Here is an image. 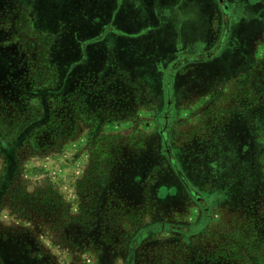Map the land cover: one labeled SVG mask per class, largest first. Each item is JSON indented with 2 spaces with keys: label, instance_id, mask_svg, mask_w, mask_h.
I'll return each mask as SVG.
<instances>
[{
  "label": "rangeland",
  "instance_id": "374dc122",
  "mask_svg": "<svg viewBox=\"0 0 264 264\" xmlns=\"http://www.w3.org/2000/svg\"><path fill=\"white\" fill-rule=\"evenodd\" d=\"M132 1L119 20L135 36L115 43L102 27L123 14L117 0L111 14L98 1L85 12L86 0H0V140L12 143L0 148V254L260 264L252 249L222 261L212 250L214 232L264 233V0H225L227 15L220 0H139L143 11ZM254 8L256 21L235 29ZM247 67L253 76L227 81ZM61 93L84 96L75 137L37 150ZM97 201L102 213L78 221Z\"/></svg>",
  "mask_w": 264,
  "mask_h": 264
},
{
  "label": "trees",
  "instance_id": "16d2710c",
  "mask_svg": "<svg viewBox=\"0 0 264 264\" xmlns=\"http://www.w3.org/2000/svg\"><path fill=\"white\" fill-rule=\"evenodd\" d=\"M45 43H46V45L48 44V42H45ZM50 44H48V45H50ZM40 45H42V44L37 43V46H40ZM249 68L250 67L235 70V72H233L229 75L227 81L231 80V79H236V80L241 79L243 74L246 76H248V75L253 76L254 74H252V71ZM53 79H55L54 75L49 78V80H51V82L53 81ZM41 82L43 84H45L44 79H41ZM48 88H50V87H48ZM22 91L29 98V96L25 92V90H22ZM69 95H70L69 93H61L60 95L53 98L54 100L51 103V107L52 108H53V106L56 107V112L59 115L58 116L53 115L52 119H50L48 121L49 124L42 126V131H40L39 133L35 134L32 137L31 142H32V145L35 149H37V150L53 149L56 146V144H60L66 139H69L71 137L72 138L75 137V132H74V129L76 128L75 127V123H76L75 121L78 117V115L77 116L74 115L75 113H78V111L75 110V107L78 108V106H80V102L83 101L84 96L80 93L77 95H70V96ZM71 97H73V100H70ZM66 101L72 102V104H73V106L71 107V109L73 108V110H71V112L66 111V105L64 104V103H66ZM16 105H17V103L13 101L11 106L14 107ZM57 106H60V108ZM49 125H50V127H49ZM28 126H29V124L26 123L24 127L27 129ZM10 144H12V143L9 141H6L5 139L0 140V148L5 149ZM112 162H113V158H110L107 160L106 163H112ZM106 163L103 162L102 164H105L107 166ZM105 178L107 179L106 172H105V175L103 174L102 177H99V175H96L95 181H96V183H101L104 181ZM182 179H183L182 181H183L184 185L186 186V188L188 189L190 195L194 199H195V197L197 198V196H195L196 194L188 186L187 181L183 178V176H182ZM196 201L199 202L200 200L197 199ZM98 202L99 201L91 203L90 205L92 208L89 209L88 212H92V213L89 214L87 212L85 214L82 212L81 218H79L78 221L82 222L83 221L82 219H84L85 216L91 217V216H94L95 214L99 216L102 213V209H101V211L99 210L100 206H99ZM82 225L84 226V225H86V223L84 222ZM94 226H97V223ZM248 229H250V230L245 231L248 233V238L245 237L244 235H242L243 231H242L241 227H239V229L237 228L235 230L236 232L234 230L233 231L226 230L224 233L222 231L221 232L218 231L216 233L214 232L213 237H214V241H215V246H214V249L212 250V255L214 256V258H217V259L220 258L219 261H222L223 259L241 260L243 258H246V256L248 255V252H245L244 249H252L251 250L252 253H255V254L251 255L252 260H253V258L254 259L257 258L258 260H260L259 261L260 264H264V233H256L255 232L254 234H252V232H254V229H252L251 226ZM3 232H7V231L4 230ZM1 235L4 236L3 233H1ZM8 235L9 234H7L4 237H7ZM253 236H255V245H253V247H252L249 237H253ZM100 241L103 243L102 239H100ZM84 251L86 253H89V251H90L93 254H95V256L97 258L96 264H115L114 262H115V259L117 256V252L112 251V249H95V250L94 249H85ZM36 252H40V251H36ZM131 252H132V250L126 249L125 256H123V258L121 259V260H124L125 264H128V261L126 262V260H127L126 255L129 257V253H131ZM108 254H111L110 258L108 257ZM18 256L24 259L23 253H18ZM75 260H76L75 264H84V262L87 261L84 256L81 257V259H75ZM2 261H3V263H1ZM0 264H13L12 257L10 255L6 256V255L0 254ZM28 264H52V262H51L50 257L46 261H39L38 256H37L36 258H34V257L30 258V260H28Z\"/></svg>",
  "mask_w": 264,
  "mask_h": 264
},
{
  "label": "crops",
  "instance_id": "0c3cea01",
  "mask_svg": "<svg viewBox=\"0 0 264 264\" xmlns=\"http://www.w3.org/2000/svg\"><path fill=\"white\" fill-rule=\"evenodd\" d=\"M96 1H98L99 2V4H100V6L102 7V11H105L107 14H111L110 13V11H112L109 7H108V2H109V0H86V5L88 6V10H86L85 12H88V11H90V10H92V8H97V7H95V6H92V4L93 3H95ZM130 1H132V0H130ZM133 5H134V7H136V11L137 10H142L143 11V8H141L140 7V5L139 4H142L143 2H139V0H135V1H132L131 2ZM260 3L261 2H257V5H258V8H259V10H260V12H261V14L262 13H264V11H263V8H261V6H260ZM117 4H118V11H119V9H121V13H127L128 12V10H130V3H129V0H117ZM212 5H213V3H211ZM90 6V7H89ZM214 6V5H213ZM214 8V7H213ZM98 9V8H97ZM134 12H135V9L133 10ZM116 12V11H115ZM124 13L123 14H121V15H117V13H115V14H112V17H111V19H110V21H109V31H107V27H102V30H103V28H104V31L105 32H108V34H110L109 36H110V38H108L110 41H114L115 43H117V42H120V41H124V39H127L130 35H132L133 37L135 36V32H131V34H130V32L129 31H133V30H130V29H127V27L126 26H124L123 25V23H122V21L121 20H119L120 18H121V16L122 15H124ZM214 14H215V11H214V9H213V11H211V18H210V22H211V29H212V23L213 22H215L214 20H215V18H214ZM250 14L252 15V14H255L254 16H251L249 19H248V21H247V19L245 20V19H243V21H241L240 19L236 22V24H235V29H238V28H243L244 26H246L247 24H252V23H250L251 21H256V19H257V9L256 8H254L251 12H250ZM249 13H248V15H250ZM127 15V14H126ZM155 17H156V15H154ZM247 16V15H246ZM260 16V15H259ZM128 17V16H127ZM140 21H138V23L139 22H142V23H147L146 21H147V19L145 18V19H139ZM161 20V19H160ZM125 21H129V19L128 20H125ZM231 21H233L232 23H234V20H231ZM247 23V24H246ZM149 24V23H148ZM148 24H144V26L142 27V28H140V32H142L143 30H146L147 32H150V30L152 29V26L151 25H148ZM233 25V24H232ZM244 29V28H243ZM103 31V32H104ZM244 31V30H243ZM140 32L137 34V35H140ZM181 32H182V30H181ZM213 33H214V31L212 32V35H213ZM108 34H104V36H106V39H107V36H108ZM183 34V33H182ZM136 35V36H137ZM182 36V35H181ZM94 44V43H93ZM175 46V45H174Z\"/></svg>",
  "mask_w": 264,
  "mask_h": 264
},
{
  "label": "flooded vegetation",
  "instance_id": "af4514ba",
  "mask_svg": "<svg viewBox=\"0 0 264 264\" xmlns=\"http://www.w3.org/2000/svg\"><path fill=\"white\" fill-rule=\"evenodd\" d=\"M221 1V4H222V6H223V13H224V10L228 7V5L226 6V7H224V5H225V0H220ZM224 15H227V14H225L224 13ZM230 21H231V19H230ZM230 21H228V23L230 22ZM228 31V30H227ZM224 37V36H223Z\"/></svg>",
  "mask_w": 264,
  "mask_h": 264
}]
</instances>
